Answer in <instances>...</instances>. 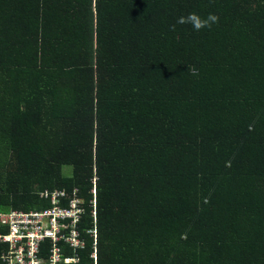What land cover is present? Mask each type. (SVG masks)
Masks as SVG:
<instances>
[{"label": "trees", "instance_id": "obj_1", "mask_svg": "<svg viewBox=\"0 0 264 264\" xmlns=\"http://www.w3.org/2000/svg\"><path fill=\"white\" fill-rule=\"evenodd\" d=\"M94 184L98 264H264V0H0V214Z\"/></svg>", "mask_w": 264, "mask_h": 264}, {"label": "built area", "instance_id": "obj_2", "mask_svg": "<svg viewBox=\"0 0 264 264\" xmlns=\"http://www.w3.org/2000/svg\"><path fill=\"white\" fill-rule=\"evenodd\" d=\"M89 216L93 226L84 227V200L64 191H44L40 197L50 206L33 211H10L0 214V226L6 233L0 234V243L6 251L0 254L3 264H98L97 262V214L96 188ZM91 242L88 260L83 253Z\"/></svg>", "mask_w": 264, "mask_h": 264}, {"label": "clouds", "instance_id": "obj_3", "mask_svg": "<svg viewBox=\"0 0 264 264\" xmlns=\"http://www.w3.org/2000/svg\"><path fill=\"white\" fill-rule=\"evenodd\" d=\"M218 19L219 18L213 14H209L206 19H202L199 15L195 13H189L186 17H180L177 23L189 24L193 27L194 30L199 31L202 28L211 27L212 24L218 22Z\"/></svg>", "mask_w": 264, "mask_h": 264}, {"label": "rangeland", "instance_id": "obj_4", "mask_svg": "<svg viewBox=\"0 0 264 264\" xmlns=\"http://www.w3.org/2000/svg\"><path fill=\"white\" fill-rule=\"evenodd\" d=\"M62 172H63V174H65V175H69L70 173H71V168L70 167H64L63 169H62Z\"/></svg>", "mask_w": 264, "mask_h": 264}]
</instances>
